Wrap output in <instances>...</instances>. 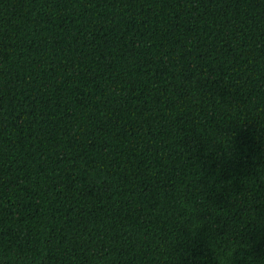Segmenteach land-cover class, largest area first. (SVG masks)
I'll use <instances>...</instances> for the list:
<instances>
[{
    "label": "trees",
    "instance_id": "obj_1",
    "mask_svg": "<svg viewBox=\"0 0 264 264\" xmlns=\"http://www.w3.org/2000/svg\"><path fill=\"white\" fill-rule=\"evenodd\" d=\"M214 242L264 264V0H0V264Z\"/></svg>",
    "mask_w": 264,
    "mask_h": 264
},
{
    "label": "clouds",
    "instance_id": "obj_2",
    "mask_svg": "<svg viewBox=\"0 0 264 264\" xmlns=\"http://www.w3.org/2000/svg\"><path fill=\"white\" fill-rule=\"evenodd\" d=\"M240 246H241L240 244H237L232 249L228 250V249H225V247H218L217 243L214 242L212 245V251L215 254V259L217 261V264H231L233 255ZM229 251H231L232 253L231 255H228Z\"/></svg>",
    "mask_w": 264,
    "mask_h": 264
}]
</instances>
